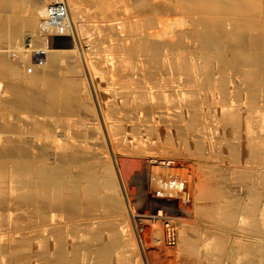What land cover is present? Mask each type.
I'll return each instance as SVG.
<instances>
[{
	"label": "bare ground",
	"instance_id": "6f19581e",
	"mask_svg": "<svg viewBox=\"0 0 264 264\" xmlns=\"http://www.w3.org/2000/svg\"><path fill=\"white\" fill-rule=\"evenodd\" d=\"M55 1L0 0L6 8L0 10L6 45L0 47V77L12 80L5 90L10 96H0V121L16 115L24 123L16 131L0 122V237L6 242L0 264H8L4 254L19 264H264V14L213 19L204 8L195 15L187 0L129 1L126 27L136 31L130 36L157 10L177 14L170 26H187L178 15L186 10L195 16L194 44L184 45L187 31L162 47L153 44L154 35H138L133 44L123 39L117 45L121 61L142 70L139 56L157 59L168 46L164 61L176 78L104 76L100 90L88 94V110L76 116L69 112V85L50 72L63 61L58 50L46 49L35 63L22 44L26 34L36 36L46 6ZM65 1L76 31L84 8L79 0ZM7 7L11 13L2 15ZM178 45L185 46L182 52ZM140 140L148 146L149 173L139 198L153 211L145 217L164 225L154 228V242L150 238L158 247L143 240L126 192V205L117 193L124 186L116 157L132 154V143ZM172 148L222 163L206 165L212 171L205 175L190 162L174 169L150 156ZM165 199L187 206L190 216H168L175 208ZM177 223V246L167 247L162 227L173 235Z\"/></svg>",
	"mask_w": 264,
	"mask_h": 264
},
{
	"label": "rangeland",
	"instance_id": "374dc122",
	"mask_svg": "<svg viewBox=\"0 0 264 264\" xmlns=\"http://www.w3.org/2000/svg\"><path fill=\"white\" fill-rule=\"evenodd\" d=\"M129 1L131 2L130 5L132 4V2L134 3V1L132 0H105L103 2H100L99 0H86V1L79 0L80 8L82 6V8L84 9H81L80 11L81 13L76 18V31L69 30V32L65 34L64 37H60V39L63 38L61 42L57 40V38H55L53 44H51L50 48L57 49L63 61L59 64L60 66H58V69L53 68L51 69L50 72L54 76L56 77L58 76L62 80V83L64 85L68 84L70 86V87L68 86V89L66 91L70 95V97L74 99L73 100L74 110L71 107H69V112L76 113V116H79L83 112L85 113L88 110L87 109L89 107L88 103L90 101L89 95L93 91L94 87H96L97 91L100 90L99 89L100 82H101L102 77L104 76L106 77H109V76L151 77V76L163 75L165 77L176 78L175 75L177 74V71L176 70L173 71L171 64H167L169 62L164 61L165 57L170 56V51L168 49V46L165 47L166 49L162 48L161 51L158 52V54L156 55L157 59L152 60L149 58H145L143 56H139L138 58L139 62H143L145 64V68L142 70L140 68H135V66H133L132 64H129L128 62L126 63V62L121 61V59L124 57V54L123 52L117 49V45L122 44V42H123L122 45H124V40L128 41L126 43L133 44V42L138 37V35L140 36L154 35L153 39L155 40H153V44L162 47L164 43H166L164 45H170L173 42H176L177 36H179L180 33L182 32L185 33V31H187L186 34H189L187 36L188 38L186 37L185 39L183 38L184 40L182 39L183 42L185 43L184 45L186 46V48L187 47L189 48L194 44L193 43L194 39L193 37L191 38V36L193 33L192 32L193 28H194L192 23L194 22L195 16L191 12L189 11L187 12L186 10H182L181 11L182 13L178 15H182L183 18L189 22L187 26L186 25L183 26L179 23H177L176 25L172 24L170 26L169 22H172L173 20L177 19L175 18L177 17L176 16L177 14L176 13L172 14L173 12H170L171 10H168L169 12L167 11L165 12V9L160 10V11L157 10L156 12L151 13L153 15L150 14V16H148V20L144 23V27L141 29V32H139V34L137 33V35L135 34L134 36H130V34L133 31L134 32L136 31H135V28L127 29V27H130L131 25L130 20L132 18L131 17L132 14L130 10L133 8V7H130V5H128ZM155 1H157V3L163 4V0H155ZM175 1L176 3L178 1V4L180 5L179 0H175ZM207 1L208 0H187L186 2L189 6H191V8L195 10L194 11L195 15H197L198 12H200V8H202L201 11L202 10L204 11L205 9L208 12L207 13L208 15L213 13L215 16L213 19H219L220 17L228 18V16H231L233 12L240 14V16H243V15L247 16L251 12H256V13L258 12L259 16H261V14H264V4H263L264 0H221V1L216 0L211 4L207 3ZM83 2L85 4L89 2L91 4L87 3L85 5ZM92 2H94L95 4ZM0 7H1L0 10L3 8L6 10L5 6L1 5V2H0ZM7 8H8L7 10L8 13L7 11L5 12L3 11V13H1L2 15L3 14L9 15L11 13V9H9V7ZM212 8H213V11H211ZM82 13L83 15H81ZM252 15H255V14H252ZM179 17L180 16H178V18ZM39 21L41 22V17L39 18L38 23ZM40 24H38L39 26H37L38 28H36L37 31L39 30ZM107 31L110 33L112 32L113 36ZM114 33H116L115 36H114ZM31 35H34V34H26V36H24L23 38L22 44L24 43L25 45L26 38ZM184 45H178L176 47L179 49L180 47H183ZM1 46H6L4 41H0V47ZM25 49L27 50V48ZM177 51L182 52L181 48ZM29 54H30V60H34L32 59V52H29ZM45 56H43L41 60H43ZM15 58H16V55H14V57H11V59H15ZM34 62L39 63L40 60L37 62L36 61ZM97 62H100V64L99 63L97 64ZM29 65L30 64H28L27 67H30ZM28 69L29 68H27V70ZM211 69H213V66L211 67ZM147 71L148 72L150 71V73H148ZM28 73L31 74L32 72L28 71ZM0 80H1L0 81V96L6 95L7 97L8 95L9 97L10 95L7 94L5 90L7 91L6 87L12 80L8 79L7 77L6 78L0 77ZM84 103L86 105L82 106ZM10 119L12 121L14 119L15 120L14 122L16 123V125L12 121H11L12 122L11 124ZM2 122H3L2 126L3 127L5 126V128L7 129L10 128L9 130H11V128H13L12 130H16V129H20L21 127H24V123L17 121L16 115H8L6 116V118H4ZM1 123H0V128H2ZM28 127L32 128L33 130L35 129L34 128L35 126L33 125L32 126L30 125ZM132 147H134L133 149H135V151H133L132 154L119 153L116 157V161L118 163L119 169L121 170L120 173H121L122 182L124 186V190H122L121 187H119L117 193H118L119 199H121L122 203L126 205L127 200L125 201V198H124L125 196L123 194L126 192L125 194L129 201L130 208L135 214V220L141 229L142 237H144L143 240L147 244L155 247L158 244L155 243L154 245L153 243L154 241L152 240L153 238L152 236L154 234V228L158 226H162L163 224L160 225L158 221L152 218L147 219L145 217V215H149V213H153V211L149 209L148 207L144 209L145 206H142V203L139 198L141 195V192L143 191V185L146 182L145 180H147L146 175L148 176V173H149V167H148L149 165L147 164L148 158L145 155L146 153L144 152V150L148 146L145 143V140H140V142L138 141V142L132 143ZM173 150L174 148H172V153L171 151L165 152L166 154L162 152H157L150 156L155 157L156 159L159 158L164 161L166 160L169 161L172 167L175 166L173 167L174 169H176V167L183 168L185 164H189L190 162V165L192 166L194 165L193 167L195 168V170L196 169L197 171L200 170V172H203L205 175L210 174L212 171L211 169L209 171L208 168H205L206 165L208 164L212 165L215 163L216 164L215 166H218L219 162L221 161L218 158H215L216 160H212V161L211 160L202 161L198 156H193V155L191 156L185 153L181 154V152L180 154H178ZM203 150L204 149L202 148V153H203ZM136 151H139V152L137 153ZM204 153L206 154L207 151H204ZM205 162L207 164H205ZM221 163L222 162H220V164ZM218 170L219 169H216L217 172ZM207 171H209V173ZM139 181H141L142 183ZM231 182L232 183L235 182L234 184H238L234 180H232ZM0 198H4V197L0 196ZM14 199H18V198L14 197ZM157 202H160V200H158ZM164 202H166V205L169 203L168 206H172L173 208H175V209L167 210L168 216L169 215L174 216L175 214L176 215L179 214L181 216L184 215L183 217L190 216L187 211L188 207L182 204L180 205L178 201H175L173 199H165ZM262 202H264V200L262 201L260 200V204ZM1 204L2 203H0V212H2V208L4 209L3 205H5V204H2V205ZM177 207L179 208L178 210H177ZM183 207H185L186 209L185 208L183 209ZM180 209L181 211L183 210L182 213ZM170 212L172 214H170ZM175 227L176 228L172 233L173 235H172L171 241L169 239L168 234L165 231V228L162 227L164 231V232L162 231L163 243L165 246L167 247L169 246L170 248H173V247L175 248L177 246V232L179 235L181 224L177 223ZM150 238L153 242L150 240ZM2 243H6V242L4 241V238L0 237V244ZM36 252H37L36 250L33 251V254ZM0 256H2L1 251H0ZM7 259L10 261L8 262ZM4 260L5 261L7 260L6 262L8 264H16V263L19 264L18 261L14 262L13 257L11 258L9 255L4 254Z\"/></svg>",
	"mask_w": 264,
	"mask_h": 264
},
{
	"label": "built area",
	"instance_id": "2783aa9c",
	"mask_svg": "<svg viewBox=\"0 0 264 264\" xmlns=\"http://www.w3.org/2000/svg\"><path fill=\"white\" fill-rule=\"evenodd\" d=\"M70 30L69 7L65 0H56L49 3L45 8L44 17L36 36H28L25 48L32 52L34 61L42 62L45 50L50 49L54 39L64 37ZM31 69V67L29 68ZM171 241L172 235H169Z\"/></svg>",
	"mask_w": 264,
	"mask_h": 264
}]
</instances>
